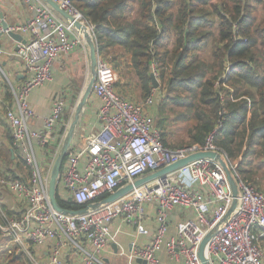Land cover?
<instances>
[{"label":"built area","instance_id":"obj_1","mask_svg":"<svg viewBox=\"0 0 264 264\" xmlns=\"http://www.w3.org/2000/svg\"><path fill=\"white\" fill-rule=\"evenodd\" d=\"M5 0H0L3 2ZM76 21L85 24L96 42L95 26L70 3L55 0ZM35 16L23 24L2 27L0 32H14L29 36L18 41L11 51L0 47V58L14 55L23 64L29 77L15 88L0 64V86L8 81L17 100L18 110H9L13 138L21 144L25 163L30 171L28 182L0 175V233L9 236L19 252L30 264H41L32 246L55 240L50 264H61L62 249L68 245L85 253V264H106L103 250L109 240V224L118 217L140 224L147 217V207H157V229L152 241L143 246L133 244L129 257L145 264H163L159 253L163 250L181 264H203L200 248L212 233L206 247L209 264H264V190L247 182L238 171L239 162L232 161L214 142L212 132L203 144L191 143L172 148L165 143L162 131L149 112L155 101V89L144 102L126 99L116 91V71L97 49V79L93 92L101 102L98 118L101 127L87 138L84 148L69 152L60 173L65 199L84 205L86 213L70 214L57 211L50 201L49 181L55 161L62 149L69 123L64 122L65 102L56 101L45 121V130L32 131L27 119L34 115L28 95L35 88L53 78L54 62L82 44L85 37L74 22L62 19L46 3L35 7ZM53 160L49 168L42 166L30 142L38 138L42 146L49 145L56 130ZM218 152L225 160L238 186L237 205L230 213L234 195L221 162L202 158L134 186L124 196L97 208L90 205L97 199L110 196L126 185L170 166L188 156L203 152ZM9 189L26 204L20 214L6 210L1 191ZM174 209L191 211L182 218L171 233L170 212ZM92 247L86 251L81 241Z\"/></svg>","mask_w":264,"mask_h":264},{"label":"trees","instance_id":"obj_2","mask_svg":"<svg viewBox=\"0 0 264 264\" xmlns=\"http://www.w3.org/2000/svg\"><path fill=\"white\" fill-rule=\"evenodd\" d=\"M249 1L70 0V3L95 26L100 55L106 58L104 53L116 46L131 55L145 93L152 91L153 71L162 85L171 66L167 89L184 88L189 94L190 103L186 106L190 112L184 118L195 122L190 127L192 143L203 144L217 130L215 144L232 161L241 157L238 171L254 185V169L264 168V19H260ZM253 1L264 7V0ZM210 13L216 14L215 18ZM215 22L219 28L217 36L205 29ZM210 37L214 46L212 59L208 60L202 58L201 49L207 46ZM161 131L165 140L162 128ZM165 143L168 145L166 140ZM253 146L257 148L252 150ZM254 155L262 156L259 164H254ZM108 197L104 195L96 202ZM57 199L67 210L85 208L73 200H63L58 191Z\"/></svg>","mask_w":264,"mask_h":264},{"label":"crops","instance_id":"obj_3","mask_svg":"<svg viewBox=\"0 0 264 264\" xmlns=\"http://www.w3.org/2000/svg\"><path fill=\"white\" fill-rule=\"evenodd\" d=\"M42 2L46 3L44 0H5L0 2V16L9 26L23 24L35 16V7ZM46 4L50 6L48 3ZM54 11L59 17L65 19L59 12ZM28 38V35L23 36L25 41ZM18 41L9 34L0 32V47L5 51L13 50ZM115 48L119 49L121 47L116 46ZM115 57L122 59V61H119V58V62L115 64L117 68L116 91L126 99L140 102L139 99L141 96L139 91L142 93L144 90L140 79L135 74L131 55L129 54L126 57L130 76L122 73V77H119L120 71L123 69L121 64L123 60L125 61V57L118 55ZM0 64L15 88H19L29 78L25 74V68L22 62L14 55H4L0 58ZM52 72L53 78L51 81L35 87L28 95L27 100L34 115L28 118L27 122L32 131H44L45 121L50 116L56 101L63 99L65 102L64 122L66 124L69 123L66 137L72 124L79 117L69 148L70 153L72 151L76 152L84 148L88 136L98 131L101 127V122L98 118V111L101 107L100 100L94 94L93 89L91 94L86 98L87 90L93 79L92 50L87 39L84 37L82 44L77 46L73 51L62 54L54 62ZM0 76L3 77L2 74ZM154 89L156 99L162 93V86L159 85L156 88L153 84L152 91ZM81 106L82 108L78 112ZM9 110L17 111L18 104L10 84L6 81L0 86V175L14 176L28 182L30 171L25 163L21 144L14 141L12 126L7 118V112ZM149 112L153 116L150 110ZM184 121L189 120L184 119ZM191 127H193V124ZM60 131V127H56L53 137L46 147L40 144L38 138L34 137L30 140L36 156L40 159L46 171L53 160L54 150L58 143L57 135H59ZM236 161L240 162L241 157ZM51 174L52 171H50V179ZM261 188L264 187H259V189ZM57 191L63 200H71L69 198L65 199L66 193L61 187L60 178L58 180ZM1 196L6 210L12 216L18 215L20 214L19 211L26 209V204L9 189L3 188ZM192 214L191 211H182L180 209L172 210L170 212L171 233L175 231L176 224L179 220L190 217ZM108 227L109 240L102 253V259L105 263L145 264L144 260L130 258L129 253L132 250L133 244L143 246L152 241L157 229V207L155 204H149L147 207V217L140 224H132L127 222L123 217H118ZM55 244L56 241L52 240L44 245L32 246L33 253L41 264H50V254ZM81 245L86 251L92 250L91 244L85 239L81 241ZM262 245L264 251V241ZM4 252L8 254V258L10 259L6 264H20V262L30 264L26 256L17 250L13 239L0 233V254L2 255ZM159 256L163 264H181L178 260L171 259L164 250L159 253ZM60 260L61 264H85V253L78 251L74 246L68 245L62 249Z\"/></svg>","mask_w":264,"mask_h":264},{"label":"rangeland","instance_id":"obj_4","mask_svg":"<svg viewBox=\"0 0 264 264\" xmlns=\"http://www.w3.org/2000/svg\"><path fill=\"white\" fill-rule=\"evenodd\" d=\"M178 2V0H177ZM254 7L257 9V14L259 15L260 19H264V7L261 5H257L255 1L250 0L249 1ZM212 12V10H211ZM212 14V15H211ZM211 18H215L216 14L210 13ZM206 30L210 31L212 30L213 33H215V36L218 35V25L216 22L213 24V26H207L205 28ZM211 32V31H210ZM213 46H214V40L213 37H210L207 43V46L201 49V56L204 59L211 60L212 59V52H213ZM105 57L109 60L111 65L113 66L115 71H117V68L115 67V64H117L119 61H122L120 57H125V61L123 60L121 66H123V69L120 71L119 77H122V75L125 73L126 75H129L128 68H127V61L126 57L129 54H124L123 49L119 48H111L105 53ZM120 60L118 61V59ZM125 62V63H124ZM171 66L167 69V78L165 81H162V89H161V95L158 96L154 104L150 106V111L153 113V116L155 118L156 125L165 132V138L169 145H172V147H180L184 145H188L192 143V135L190 133L192 124H195L194 121H184V116L190 112V109L187 108V104L190 103V101H187L189 94L184 88H178L174 91H170L167 89L169 87V78H170V71ZM154 69L156 67L154 66ZM155 76L157 77V73L153 71ZM123 73V74H122ZM124 74V75H125ZM91 75V74H90ZM132 77V76H131ZM140 94V102H144L145 98L149 95V93H145L142 91V93L139 91ZM143 94V95H142ZM187 101V102H186ZM186 117V116H185ZM256 146L252 147L253 149H256ZM240 158V157H239ZM237 158V159H239ZM252 158H255L256 161L254 164H259L262 156L257 157L254 155ZM246 177V176H245ZM30 178V177H29ZM252 181V179H251ZM255 181V182H254ZM253 183L256 187H264V168L254 169V175H253ZM260 190H264V188H261ZM263 246V245H262ZM8 254L3 253L0 254V264H6L9 262ZM25 263V262H24ZM20 264H23L20 262Z\"/></svg>","mask_w":264,"mask_h":264},{"label":"water","instance_id":"obj_5","mask_svg":"<svg viewBox=\"0 0 264 264\" xmlns=\"http://www.w3.org/2000/svg\"><path fill=\"white\" fill-rule=\"evenodd\" d=\"M44 1L46 3H48L54 10L59 12L66 20L74 22L75 26L83 32L85 38L87 39L88 43L91 46L92 63H93V79H92L90 86H89L87 93H86V98H87L91 94L94 83L97 79V58H98L97 44H96L93 36L90 34L89 28L85 24H83L80 21H76L75 18L71 14H69L66 10H64L60 6V4H58L55 0H44ZM2 27L4 30H7L9 28V24L3 20L2 21ZM9 35L12 36L13 38L19 40V41H25L21 34L9 32ZM152 80H153L154 87L158 88L160 84H159V81H158L157 77L155 76V74H152ZM81 108H82V106L79 108L78 112H80ZM78 119H79V117L72 124V126H71V128L67 134V137H66L65 142L62 146L60 154L58 155V157L55 161V164L53 166L51 179H50V183H49V196H50L51 204L53 205V207L57 211L62 212V213L82 214V213H86L87 209H88V208H83L80 210H67V209L63 208L58 203V199H57L58 180H59L60 173H61V170L63 167V163H64L65 158L69 152V148H70L73 136H74L75 126L78 123ZM202 158H210V159L219 161L224 166V169H225L227 177H228V181L231 185L233 195H234V201H233V204H232V207L230 210V213H232V211L234 210V208L237 205L238 186H237L236 180L234 179V177H233L230 169L228 168V165L225 162V160L222 158L220 153L213 152V151H203V152H198V153L192 154L185 159H182V160H180V161H178V162H176L170 166H167V167H165V168H163L157 172H154L148 176H145V177L137 180L134 185L130 184V185H127V186H124V187L118 189L116 192H114L108 198L104 199L103 201L93 203L90 205V207L91 208H97L102 203H109V202L115 201L116 199L127 194L130 190L133 189L134 186H140V185H142L148 181H151L157 177L164 176L166 173L177 170V169L189 164L190 162H193L195 160L202 159ZM211 236H212V233L209 234L205 238V240L203 241L201 248H200V257H201L203 264H209V260H208V257L206 255V247H207V244H208Z\"/></svg>","mask_w":264,"mask_h":264}]
</instances>
